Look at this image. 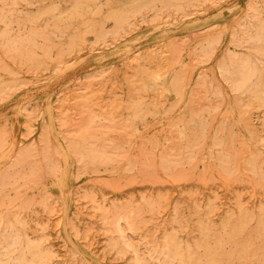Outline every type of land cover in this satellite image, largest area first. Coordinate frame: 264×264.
<instances>
[{
    "label": "rangeland",
    "instance_id": "1",
    "mask_svg": "<svg viewBox=\"0 0 264 264\" xmlns=\"http://www.w3.org/2000/svg\"><path fill=\"white\" fill-rule=\"evenodd\" d=\"M159 1L0 0V260L264 264V0Z\"/></svg>",
    "mask_w": 264,
    "mask_h": 264
},
{
    "label": "bare ground",
    "instance_id": "2",
    "mask_svg": "<svg viewBox=\"0 0 264 264\" xmlns=\"http://www.w3.org/2000/svg\"><path fill=\"white\" fill-rule=\"evenodd\" d=\"M74 1H75V0H74ZM148 1H150V0H148ZM155 1H156V0H155ZM160 1H161V0H160ZM160 1H159V3H160ZM166 1H167V0H166ZM178 1H179V0H178ZM180 1H181V0H180ZM77 2H78V0H77ZM88 2H89V1H88ZM107 2H108V1H107ZM119 2H120V1H119ZM134 2H135V1H134ZM80 3H81V1H80ZM110 3H111V2H110ZM126 3H127V2H126ZM139 3H141V2H139ZM148 3H149V2H148ZM74 4H75V3H74ZM87 4H88V3H87ZM107 4H108V3H107ZM134 4H135V3H134ZM144 4H146V3H144ZM150 4H151V3H150ZM3 5H4V4H3ZM30 5H31V4H30ZM78 5L80 6V4H78ZM84 5H85V4H84ZM138 5H139V4H138ZM88 6H89V4L87 5V7H88ZM122 6H123V5H122ZM131 6H132V5H131ZM181 6H182V5H181ZM6 7H7V6H6ZM68 7H69V6H68ZM68 7H66V8H68ZM81 7H82V6H81ZM129 7H130V6H129ZM134 7H135V6H134ZM72 8H73V10L76 9V8H74L73 6H72ZM132 8H133V6H132ZM135 8H136V7H135ZM124 9H125V8H124ZM130 9H131V8H130ZM229 9H230V8H229ZM9 10H10V9H9ZM62 10H63V9H62ZM79 10H81V9H79ZM83 10H84V9H83ZM88 10H89V9H88ZM88 10L86 9V11H88ZM5 11H6V10H5ZM7 11H8V10H7ZM12 11H13V10H12ZM43 11H44L45 13L48 12V14H49V12H50V13H54V14H61V12H59V11L57 10V6H53L52 4H51V5H48V6H45L44 9H43ZM71 11H72V10H71ZM71 11H69V12H71ZM84 11H85V10H84ZM107 11H109V8H107ZM113 11H115V10H113ZM124 11H125V10H124ZM181 11H182V10H181ZM256 11H257V10H256ZM32 12H33V11H32ZM35 12H36V11H35ZM74 12H76V11H74ZM78 12H79V11H78ZM89 12H90V11H89ZM72 13H73V12H72ZM80 13H81V12H80ZM97 13H98V12H97ZM106 13H107V12H106ZM126 13H127V12H126ZM8 14H9V13H8ZM38 14H39V13H38ZM40 14L42 15V13H40ZM46 14H47V13H46ZM65 14H66V13H65ZM70 14H71V13H70ZM86 14H87V13H86ZM90 14H91V13H90ZM104 14H105V12H104ZM113 14L115 15L116 13H113ZM113 14H112V15H113ZM33 15H34V14H33ZM62 15H63V13H62ZM67 15H68V13H67ZM75 15H76V14H75ZM9 16H10V15H9ZM52 16H53V15H52ZM60 16H61V15H60ZM69 16H70V15H69ZM77 16H79V14H78ZM109 16H110V13H109ZM14 17H15V16H14ZM32 17H33V16H32ZM54 17H55V16H54ZM57 17H58V16H57ZM61 17H62V16H61ZM63 17H64V18H67L66 16H63ZM70 17H71V16H70ZM110 17H111V16H110ZM112 17H113V16H112ZM112 17H111V18H112ZM15 18H17V17H15ZM35 18L37 19V17H35ZM38 18H39V17H38ZM50 18H51V17H50ZM74 18H75V17H74ZM103 18H104V17H103ZM41 19H42V18H41ZM52 19H53V18H52ZM56 19H57V18H56ZM62 19H63V18H62ZM69 19H70V18H69ZM69 19H68V20H69ZM76 19H77V18H76ZM88 19H89V18H88ZM7 20H8V19H7ZM53 20H54V19H53ZM33 21H34V20H33ZM37 21H38V20H37ZM37 21H36V22H37ZM41 21H42V20H41ZM74 21H75V20H74ZM66 22H67V21H66ZM68 22H69V21H68ZM8 23H9V22H8ZM30 23H31V22H30ZM58 23H59V22H58ZM61 23H62V22H61ZM249 23H250V22H249ZM72 24H73V23H72ZM253 24H254V23H253ZM31 25H32V23H31ZM33 25H34V24H33ZM57 25H58V24H57ZM57 25H56L55 27H57ZM62 25H63V24H62ZM28 26H29V25H28ZM44 26H45V24H44ZM59 26H60V25H59ZM71 26H72V25H71ZM259 26H260V25H259ZM36 27H37V26H36ZM50 27H51V26H50ZM62 27H63V26H62ZM66 27H67V26H66ZM48 28H49V27H48ZM52 28H53V25H52ZM259 28H260L259 31L261 32V34H262L263 37H264V25H263L262 27L260 26ZM53 29H55V28H53ZM57 29H58V28H57ZM64 29H65V27H64ZM48 30H49V29H48ZM93 31H94V30H93ZM99 31H100V30H99ZM257 31H258V30H257ZM2 32H3V31H2ZM26 32H27V31H26ZM29 32H30V31H29ZM29 32H27V33H29ZM56 32H57V31H56ZM260 32L258 33L259 35H260ZM40 33H41V32H40ZM43 33H44V32H43ZM38 34H39V33H38ZM47 34H48V33H47ZM62 34H63V33H62ZM256 34H257V32H256ZM5 35H6V34H5ZM34 35H35V34H34ZM71 35H72V34H71ZM243 35H244V34H243ZM259 35H258V36H259ZM249 36H250V35H249ZM43 37H44V36H43ZM67 37H68V36H67ZM69 37H70V36H69ZM69 37H68V38H69ZM253 37H254V36H253ZM29 38H30V36H29ZM37 38H38V37H37ZM41 38H42V37H41ZM47 38H48V37H47ZM68 38H67V39H68ZM73 38H74V37H73ZM255 38H256V37H255ZM260 38H261V37H260ZM51 39H52V38H51ZM51 39H50V40H51ZM77 39H78V38H77ZM247 39H248V38H247ZM249 39H250V38H249ZM262 39H263V38H262ZM38 40H39V39H38ZM48 40H49V39H48ZM69 40H70V39H69ZM250 40H251V39H250ZM256 40H257V39H256ZM44 41H45V40H44ZM44 41H43V43H44ZM252 41H253V40H252ZM261 41H263V40H261ZM261 41H260V42H261ZM26 42H27V41H26ZM37 42H38V41H37ZM48 42H49V41H48ZM68 42H69V41H68ZM249 42H250V41H249ZM254 42H255V41H254ZM263 42H264V41H263ZM8 43H9V41H8ZM251 43H252V42H251ZM256 43H257V42H256ZM261 43H262V42H261ZM14 44H15V45H20V43L17 42V41H14ZM69 44H70V43H69ZM73 44H74V43H73ZM73 44H72V45H73ZM253 44H254V43H253ZM253 44H252V45H253ZM257 44H258V43H257ZM259 44H260V43H259ZM32 45H33V43H32ZM41 45H42V44H41ZM60 45H61V44H60ZM238 45H239V44H238ZM252 45H251V46H252ZM5 46H6V45H5ZM171 46H172V45H171ZM254 46L256 47V44H254ZM257 46H258V45H257ZM44 47H45V46H44ZM13 48H14V47H13ZM8 49H9V48H8ZM68 50H69V49H68ZM252 50H254V49H252ZM257 50H258V49H257ZM8 51H9V50H8ZM41 52H42V51H41ZM47 52H48V51H47ZM255 52H256V51H255ZM262 53H263V52H262ZM262 53H261V54H262ZM16 54H17V53H16ZM59 54H60V53H59ZM59 54H57V55H59ZM7 55H8V54H7ZM167 55H168V54H167ZM228 56H230V55H228ZM227 58H228V57H227ZM233 58H234V57H233ZM197 59H198V58H197ZM247 59H248V58H247ZM147 60H148V59H147ZM225 60H226V59H225ZM231 60H232V59H231ZM34 61H35V60H34ZM173 61H174V60H173ZM236 61H237V60H236ZM239 61H240V60H239ZM242 61H243V60H242ZM29 62H30V61H29ZM169 62H170V60H169ZM243 62H244V61H243ZM43 63H45V62H43ZM239 63H240V62H239ZM246 63H247V61H246ZM251 63H252V62H251ZM251 63H249V64H251ZM183 64H184V63H183ZM183 64H182V65H183ZM193 64H194V63H193ZM254 64H255V63H254ZM143 65H144V64H143ZM160 65H161V64H160ZM22 66H23V65H22ZM158 66H159V65H158ZM187 66H188V65H187ZM238 66H239V65H238ZM245 66H246V65H245ZM245 66H244V67H245ZM137 67H138V66H137ZM171 67H172V65H171ZM183 67H184V66H183ZM250 67H251V69H252V66H251V65H250ZM260 67H261V65H260ZM240 68H242V67H240ZM137 69H138V68H137ZM140 69H141V68H140ZM140 69H139V70H140ZM149 69H150V68H149ZM164 69H165V68H164ZM179 69H180V68H179ZM181 69H182V68H181ZM181 69H180V70H181ZM228 69H230V68H228ZM242 69H244V68H242ZM260 69H261V68H260ZM155 70H156V69H155ZM190 70H191V69H190ZM246 70L248 71V69H246ZM136 71H138V70H136ZM158 71H159V69H158ZM178 71H179V70H178ZM182 71H183V70H182ZM184 71H185V70H184ZM226 71H227V70H226ZM234 71H235V69H234ZM236 71H237V70H236ZM242 71H245V70H242ZM247 71H245V72H247ZM255 71H256V69H255ZM180 72H181V71H180ZM229 72H230V70H229ZM237 72H240V71H237ZM250 72L252 73V71H250ZM141 73H143V72H141ZM144 73H145V72H144ZM184 73H185V72H184ZM227 73H228V72H227ZM241 73H242V72H241ZM150 74H151V73H150ZM152 74H153V73H152ZM159 74H160V73H159ZM161 74H162V73H161ZM230 74H231V73H230ZM230 74H229V75H230ZM239 74H240V73H239ZM249 74H250V73H249ZM135 75H136V73H135ZM146 75H147V74H146ZM182 75H183V74H182ZM233 75H234V73H233ZM151 76H152V75H151ZM230 76L232 77V75H230ZM237 76H239V75H237ZM241 76H242V74H241ZM254 76H255V75H254ZM155 77H156V76H155ZM227 77H229V76H227ZM239 77H240V76H239ZM252 77H253V76H252ZM182 78H183V77H182ZM241 78H242V77H241ZM238 79H239V78H238ZM254 79H255V78H254ZM234 80H235V78H234ZM236 80H237V79H236ZM240 81H241V80H240ZM249 81H250V80H249ZM249 81H248V82H249ZM252 81H253V80H252ZM263 81H264V80H262V82H263ZM180 82H181V81H180ZM185 82H186V81H185ZM181 83H182V82H181ZM200 83H201V82H200ZM202 83H203V82H202ZM244 83H245V82H244ZM263 83H264V82H263ZM177 84H178V82L176 83V85H177ZM260 84H261V83H260ZM178 85H179V84H178ZM182 85H183V84H182ZM236 85H237V83H236ZM241 85H242V84H241ZM243 85H244V84H243ZM245 85H246V84H245ZM245 85H244V86H245ZM202 87H203V85H202ZM236 87H237V86H236ZM262 87H264V86H262ZM162 88H163V87H162ZM175 88H176V87H174V89H175ZM248 88H249V87H248ZM175 90H176V89H175ZM257 90H258V89H257ZM177 91H178V90H177ZM253 91H255V89H254ZM245 92H246V91H245ZM247 92H248V91H247ZM255 92H257V91H255ZM258 92H259V91H258ZM258 92H257V93H258ZM260 92H261V90H260ZM260 92H259V93H260ZM212 94H213V93H212ZM196 96H197V95H196ZM215 96H216V95H215ZM200 97H201V96H200ZM233 97H234V96H233ZM239 97H240V96H239ZM249 97H250V96H249ZM252 97H253V96H252ZM260 97H261V98H264V92H263L262 95H258V94L256 95V98H260ZM191 98H192V97H191ZM202 98H203V97H202ZM250 98H251V97H250ZM197 99H198V98H197ZM213 99H214V98H213ZM251 99H252V98H251ZM253 99H254V98H253ZM174 100H175V99H174ZM263 100H264V99H263ZM189 101H190V97H189ZM201 101H203V100H201ZM260 101H261V100H260ZM193 102H194V101H193ZM243 102H244V101H243ZM261 102H263V101H261ZM189 103H190V102H189ZM189 103H188V104H189ZM198 103H199V102H198ZM205 103H206V101H205ZM207 103H208V102H207ZM194 105H195V104H194ZM211 105H212V104H211ZM261 105H262V104H261ZM122 106H124V105H122ZM135 107H137V106H135ZM155 107H156V106H155ZM174 107H175V106H174ZM214 107H215V106H214ZM113 108H114V107H113ZM211 108H212V107H211ZM127 109H128V108H127ZM195 109H196V108H195ZM214 109H215V108H214ZM134 110H135V109H134ZM136 113L138 114V112H135V114H136ZM137 114H136V115H137ZM161 114H162V113H161ZM241 114H242V113H241ZM211 117H212V116H211ZM211 117H210V118H211ZM193 119H194V118H193ZM211 119H212V118H211ZM188 120H189L188 122H191L189 118H188ZM125 121H126V120H125ZM176 121H177V120H176ZM195 121H196V120H195ZM200 121H201V120H200ZM180 123H181V122H180ZM191 123H192V122H191ZM194 123H195V122H194ZM197 123H198V122H197ZM169 124H170V122H169ZM176 124H178V123H176ZM184 124L186 125V122H185ZM187 124L189 125V123H187ZM195 124H196V123H195ZM188 125H187V126H188ZM190 125H191V124H190ZM170 126H171V124H170ZM173 126H174V125H173ZM194 126H195V125H194ZM175 127H176V126H174V128H175ZM185 127H186V126H185ZM191 127H192V126H191ZM191 127H189V129H190ZM195 127H196V126H195ZM195 127H194V128H195ZM199 127H200V126H199ZM199 127H198V128H199ZM201 127H202V126H201ZM196 128H197V127H196ZM196 128L193 129V130H196ZM191 129H192V128H191ZM191 129H190V130H191ZM201 129H202V128H201ZM201 129H200V130H201ZM182 130H183V129H182ZM193 130H192V131H193ZM169 131H170V130H169ZM173 131H174V130H173ZM186 131H187V130H186ZM186 131H185V132H186ZM196 131H197V130H196ZM196 131H195V132H196ZM198 131H199V130H198ZM202 131H203V130H202ZM202 131H201V132H202ZM169 133H170V132H169ZM175 133H177V131H176ZM189 133H190V132H189ZM222 133H223V132H222ZM177 134H179V133H177ZM197 134H198V133H197ZM201 134H202V133H201ZM154 135H155V134H154ZM198 135H199V134H198ZM155 136H156V135H155ZM170 136H171V135H170ZM180 136H181V135H180ZM188 136H189V134H188ZM188 136H186V138H187ZM194 136H196V134H194ZM184 137H185V136H184ZM191 137H192V136H191ZM199 137H200V136H199ZM199 137H198V142H199V139H200ZM205 137H206V136H205ZM234 137H235V136H234ZM155 138H156V137H155ZM178 138L180 139V137H178ZM195 138H196V137H195ZM219 138H220V137H219ZM181 139H182V138H181ZM187 139H188V138H187ZM210 139H211V138H210ZM216 139H217V138H216ZM195 140H196V139H195ZM195 140H193V141H195ZM178 141H179V140H178ZM180 141H181V140H180ZM190 141H191V140H190ZM196 141H197V140H196ZM198 142H197L196 144H198ZM216 142L221 143V142H219V140H217ZM216 142L214 143V141H213L214 145L216 144ZM179 143H180V142H179ZM184 143H185V142H184ZM189 143H190V142H189ZM191 143H192V142H191ZM191 143H190V144H191ZM232 143H233V141H232ZM193 144H195V143H193ZM181 145H182V144H181ZM217 145H218V144H217ZM232 145H233V144H232ZM228 146H229V145H228ZM78 147H79V146H78ZM161 147H162V146H161ZM185 147H187V146H185ZM188 147H189V145H188ZM191 147H192V145H191ZM224 147H225V146H224ZM232 147H233V146H232ZM230 148H231V147H230ZM72 149H73V148H72ZM168 149H170V148L168 147ZM177 149H178V148H177ZM188 149H189V148H188ZM198 149H199V148H198ZM231 149H232V148H231ZM195 150H196V149H195ZM226 150H227V149H226ZM243 150H245V149H243ZM167 151H168V150H167ZM219 151H220V150H219ZM164 152H165V151H164ZM173 152H174V151H173ZM185 152H186V151H185ZM74 153H75V152H74ZM220 153H221V152H220ZM160 154H161V153H160ZM61 155H62V154H61ZM179 156H180V155H179ZM221 156H224V155H221ZM107 157H108V156H107ZM248 157H249V156H248ZM190 158H191V157H190ZM63 159H64V158H63ZM87 159H88V158H87ZM180 159H181V158H180ZM107 160H108V159H107ZM173 160H174V159H173ZM178 160H179V159H178ZM222 160H226V158H224V159L222 158ZM110 161H111V160H110ZM120 161H121V160H120ZM176 161H177V160H176ZM181 161H182V160H181ZM184 161H185V159H184ZM192 161H193V160H192ZM255 161H256V160H255ZM224 162H225V161H224ZM232 163H233V162H232ZM64 164H65V163H64ZM100 165H101V164H100ZM233 165H234V164H233ZM145 166H146V165H145ZM189 166H190V165H189ZM254 166H255V164H254ZM254 166H253V167H254ZM224 167H225V166H224ZM243 167H244V166H243ZM243 167H242V168H243ZM251 167H252V166H251ZM63 168H64V167H63ZM236 168H237V167H236ZM183 169H184V168H183ZM252 169L254 170V168H252ZM258 169H259V167H258ZM125 170H126V169H125ZM244 170H245V169H244ZM108 171H109V170H108ZM142 171H143V170H142ZM249 171H250V170H249ZM138 172H139V171H138ZM181 172H182V171H181ZM226 173H227V172H226ZM254 173H255V172H254ZM260 173H262V172H260ZM255 174H256V173H255ZM145 201H146V200H145ZM144 203H145V202H144ZM176 206H177V205H176ZM125 208H126V207H125ZM134 208H135V207H134ZM65 210H66V209H65ZM240 210H241V209H240ZM177 211H178V210H177ZM205 211H206V209H205ZM261 211H262V210H261ZM118 212H119V211H118ZM134 212H135V211H134ZM124 213H125V212H124ZM173 214H174V213H173ZM121 215H122V214H121ZM224 216H225V215H224ZM131 217H132V216H131ZM210 218H211V217H210ZM131 219H132V218H131ZM236 219H237V218H236ZM250 219H251V218H250ZM115 220H116V219H115ZM118 220H119V219H118ZM121 220H122V219H121ZM234 220H235V218H234ZM240 220H241V219H240ZM242 220H243V219H242ZM212 221H213V220H212ZM236 221H237V220H236ZM111 222H112V221H111ZM171 222H172V221H171ZM238 222H239V221H238ZM129 223H130V222H129ZM172 224H173V223H172ZM209 224H210V223H209ZM230 224H231V223H230ZM219 225H220V224H219ZM236 225H237V222H236ZM255 225H256V224H255ZM258 225H259V224H258ZM171 226H172V225H171ZM228 226H229V225H228ZM230 226H231V225H230ZM113 227H114V226H113ZM116 227H117V226H116ZM172 227H173V226H172ZM197 227H198V226H197ZM208 227H209V226H208ZM261 227H262V226H261ZM105 228H106V227H105ZM131 228H132V227H131ZM131 228H130V231L132 230ZM210 228H211V227H210ZM247 228H248V227L244 228V230L247 229ZM9 229H10V228H9ZM112 229H113V228H112ZM227 229H228V228H227ZM11 230H12V229H11ZM11 230H10V231H11ZM248 230H249V229H248ZM8 231H9V230H8ZM162 231H163V230H162ZM229 231H230V230H229ZM255 231H256V230H255ZM11 232H12V231H11ZM197 232H198V231H197ZM214 232H215V231H214ZM244 232H245V231H244ZM249 232H251V231H249ZM211 233H213V232L211 231ZM217 233H218V232H217ZM262 233H263V232H262ZM13 234H15V233H13ZM13 234H12V237H11V238H13V236H14ZM17 234H18V233H17ZM245 234L247 235V233H245ZM245 234H244V237H246ZM10 235H11V233H10ZM213 235H214V234H213ZM215 235H216V234H215ZM240 235H241V234H240ZM250 235H251V234H250ZM2 236H3V235H2ZM4 236H5V235H4ZM117 236H118V235H117ZM262 236H263V235H262ZM262 236H261V237H262ZM208 237H209V236H208ZM225 237H226V236H225ZM227 237H228V236H227ZM248 237H249V236H248ZM4 238L6 239V237H3V239H4ZM18 238H19V237H18ZM153 238H154V237H153ZM209 238H210V237H209ZM209 238H208V239H209ZM238 238H240V237H238ZM249 238H250V237H249ZM251 238H252V237H251ZM0 239H1V238H0ZM3 239H2V240H3ZM5 239H4L2 242H4ZM21 239H22V238H21ZM210 239H211V238H210ZM224 239H225V238H224ZM231 239H232V238H231ZM245 239H247V238H245ZM9 240H10V239H9ZM13 240H14V239H13ZM199 240H200V239H199ZM229 240H230V239H229ZM255 240H256V239H255ZM197 241H198V239H197ZM214 241H215V240H213V242H214ZM230 241H231V240H230ZM2 242H0V245H2V244H1ZM6 242H7V241H6ZM8 242H9V241H8ZM10 242H11V240H10ZM10 242H9V243H10ZM12 242H14V241H12ZM120 242H121V241H120ZM199 242H200V241H199ZM201 242H202V240H201ZM206 242H207V241H206ZM227 242H228V241H227ZM251 242H252V240H251ZM251 242H250V244H251ZM122 243L124 244L125 242L122 241ZM162 243H163L162 246H164V242H162ZM209 243L211 244V242H209ZM7 244H8V243H7ZM10 244H11V243H10ZM10 244H9V245H10ZM14 244H15V243H14ZM24 244H25V243H24ZM216 244H217V246H218V244H219L218 240H216ZM228 244H229V242H228ZM232 244H233V243H232ZM252 244H253V243H252ZM256 244H257V243H256ZM256 244H255V245H256ZM263 244H264V243H263ZM3 245H4V244H3ZM3 245H2V246H3ZM124 245H125V244H124ZM225 245H227V244H225ZM233 245H234V244H233ZM4 246H5V245H4ZM11 246H12V245H11ZM28 246H29V245H28ZM131 246H132V245H131ZM150 246H151V245H150ZM215 246H216V245H215ZM217 246H216V247H217ZM246 246H247V245H246ZM14 247H15V246H14ZM18 247H19V246H18ZM206 247H207V245H206ZM206 247H205V248H206ZM211 247H212V246H211ZM251 247H252V248H251L252 251H254L253 246H251ZM262 247H263V246H262ZM2 248H3V247H2ZM27 248H28V247H27ZM32 248H33V247H32ZM32 248H31V249H32ZM137 248H138V247H137ZM137 248H135V249H137ZM153 248H154V247H153ZM165 248H167V249H166L167 251H166V252L164 251V252H165L167 255H169V259H171V258H172V259H175V260L178 262V264H218V263L220 262V259L217 258V257H218V256H217L218 254L216 255V258L214 257V258H212V259H211V258H206L205 256H202V255H201L202 257H200V258H199V255L197 256L198 258H194V257H193V252H191L190 250H189L190 252H188V253L186 252V253H187V254H185L186 256H183L184 254L182 255L181 252H179V250L177 251L176 249H171L169 245H166ZM172 248H173V246H172ZM181 248H182V247H181ZM191 248H192V247H191ZM195 248H196V247H195ZM195 248H194V250H196ZM245 248H246V247H245ZM247 248H248V247H247ZM256 248H257V245H256L255 249H256ZM21 249H23L22 246H21ZM21 249L18 248V250H21ZM163 249H164V248H163ZM201 249H202V248H201ZM236 249H237V248H236ZM236 249H235V250H236ZM243 249H244V248H243ZM243 249H241V250H243ZM251 249H250V250H251ZM9 250H10V248L8 249V251H5V250H4L5 253H3V252H1V253H3V255H4V254H9V253H11V252H9ZM11 250H13V251L16 252L17 249L15 250V248H14V249H11ZM25 250L27 251V249H25ZM130 250H131V249H130ZM153 250H154V249H153ZM180 250H181V249H180ZM192 250H193V248H192ZM204 250L206 251V249H204ZM220 250H223V249H220ZM34 251H35V250H34ZM41 251H43V250H41ZM211 251H212V250H211ZM237 251H238V249H237ZM259 251H260V249H259ZM21 252H22V251H21ZM160 252H161V251L159 250V253H160ZM184 252H185V251H184ZM196 252H197V251H196ZM196 252H195V255H196ZM207 252H208V250H207ZM212 252H213V251H212ZM235 252H236V251H235ZM239 252H240V251H239ZM242 252H243V251H242ZM254 252H255V251H254ZM1 253H0V254H1ZM32 253H33V252H32ZM146 253H147V252H146ZM236 253H237V252H236ZM240 253H241V252H240ZM251 253H252V252H251ZM260 253H261V252H260ZM12 254H13V253H12ZM16 254H17V253H16ZM30 254H31V253H30ZM162 254H164V253H161V255H162ZM207 254H208V253H207ZM246 254H247V252H246ZM9 255H10V254H9ZM9 255H8V256H9ZM13 255H14V254H13ZM19 255H21L20 252H19ZM22 255H23V254H22ZM35 255H36V254H35ZM219 255H221V254L219 253ZM233 255H234V254H233ZM242 255H243V254H242ZM252 255H253V254H252ZM261 255H262V254H260V256H261ZM152 256H153V255H152ZM164 256H165V255H164ZM164 256H163V259H164ZM214 256H215V255H214ZM225 256L227 257V255H225ZM239 256H240V255H239ZM247 256H248V255H247ZM249 256H250V255H249ZM257 256H259V255H257ZM6 257H7V256H6ZM6 257H4V258H6ZM17 257H19V256H16V260H17ZM20 257H21V256H20ZM35 257H36V256H35ZM37 257H38V256H37ZM133 257H134V256H133ZM144 257H145V256H144ZM192 257H193V258H192ZM222 257H223V256H222ZM242 257H243V256H242ZM11 258H13V257H11ZM25 258H27V257H25ZM32 258H33V257H32ZM41 258H42V257H41ZM165 258H166V257H165ZM167 258H168V257H167ZM232 258H234V257H232ZM256 258H257V257H256ZM259 258H260V257H259ZM259 258H258V259H259ZM6 259H7V258H6ZM34 259H35V258H34ZM238 259H239V258H238ZM238 259H237V260H238ZM247 259H248V257H247ZM12 260H13V259H12ZM14 260H15V259H14ZM35 260H36V262H37V259H35ZM138 260H139V259L136 258L135 262L138 263ZM149 260H150V259H149ZM223 260H225L224 257H223ZM235 260H236V259H235ZM251 260H252V259H251ZM25 261H26V260H25ZM27 261H28V260H27ZM227 261H228V260H227ZM31 262H32V261H31ZM140 262H141V261H140ZM142 262H143V261H142ZM151 262H152V261H151ZM168 262H169V261H168ZM172 262H173V260H172ZM225 262H226V261H225ZM250 262H251V261H250ZM259 262H260V261H259ZM261 262H262V260H261ZM11 263H12V262H11ZM20 263H21V262L18 260V262L15 263V264H20ZM24 263H25V262H24ZM27 263H28V262H27ZM143 263H144V262H143ZM163 263H164V262H163ZM222 263H224V262H222ZM228 263H229V262H228ZM243 263H246V262H243V260H242V264H243ZM255 263H256V262H255ZM0 264H10V260H8V259H7V260H0ZM29 264H30V260H29ZM145 264H147V263H145ZM166 264H167V262H166ZM236 264H237V263H236Z\"/></svg>",
    "mask_w": 264,
    "mask_h": 264
}]
</instances>
